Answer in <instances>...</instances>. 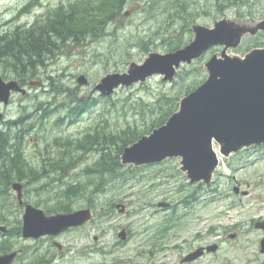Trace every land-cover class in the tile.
Returning <instances> with one entry per match:
<instances>
[{"label": "rangeland", "instance_id": "1", "mask_svg": "<svg viewBox=\"0 0 264 264\" xmlns=\"http://www.w3.org/2000/svg\"><path fill=\"white\" fill-rule=\"evenodd\" d=\"M69 1L73 0H37L36 4L33 0H0V34L44 23L46 17L42 16L47 11ZM170 17L178 20L170 24L169 32L178 30L188 44L193 34L182 26L188 25L189 29L196 22L211 27L213 21L225 17L253 24L264 20V0L228 6L222 12L215 0H124L116 17H84L87 22L72 17L64 25L71 31L82 32L81 42H69L51 55L38 76L24 84L27 94L13 95L8 106H1L4 122L23 116L22 127L31 123L33 128L21 143L27 165L25 175L0 187V226L12 233L10 236L0 232V248L4 244L5 249L22 250L15 264H147L151 249L147 242L160 244L158 248L167 245V251L157 254L156 264H174L176 251L213 243L224 230L236 231L239 240L227 241L217 254L197 264H264L258 251L264 235L253 227L254 222L264 220V147L222 159L209 188L189 185L179 171L178 159L145 168L116 166L120 144L110 145L105 150L110 155L106 162L115 170L99 174L95 171L99 169L96 165L101 160L100 150L83 152L57 145V140L77 141L87 134L110 136L123 132L124 136L129 128L140 130L143 125L134 115L135 110L149 111L165 104L176 110L179 100L207 78L204 64L221 51L220 47L210 49L192 65L182 66L172 84L165 85L160 77H154L144 84L118 89L109 99H87L90 87L78 85L77 78L81 75L92 87L106 74L124 72L130 62H142L147 52L162 53L172 42L179 43V35L171 37L165 26ZM100 21L105 23L93 36L92 31ZM257 47H264V33L245 38L237 52L242 54ZM0 76L16 80L4 63H0ZM29 81L42 85L29 87ZM83 101L91 102L90 107L73 115L71 111ZM0 131L8 133V128L0 123ZM9 132L12 140L18 136L14 127ZM52 161L58 166L50 176L36 181L26 176L29 168L40 172L43 167L49 169ZM87 169L92 171L86 173ZM11 183L22 184L24 202L45 212L58 213L60 204L74 211L92 209L93 220L86 227L62 237L67 251L65 258L50 259L44 256L48 244L16 235V227L21 228L23 209ZM75 183L83 189L68 201L65 191ZM236 186L245 196L233 193ZM159 202L174 208L157 211ZM117 204L125 207L124 214L115 208ZM122 229L127 236L124 242L118 239ZM95 236L97 241H93ZM163 254H168L167 258Z\"/></svg>", "mask_w": 264, "mask_h": 264}, {"label": "water", "instance_id": "2", "mask_svg": "<svg viewBox=\"0 0 264 264\" xmlns=\"http://www.w3.org/2000/svg\"><path fill=\"white\" fill-rule=\"evenodd\" d=\"M191 31L194 39L184 48L165 54L151 52L140 64L131 62L123 73L106 74L92 93L109 97L118 88L144 83L155 75L161 76L163 83L172 82L181 65H190L209 49L222 47L204 65L208 73L206 81L180 100L177 111L164 125L126 147L120 156L122 166L134 167L179 158V169L189 184L210 185L219 166L218 156L227 159L242 149L264 144V48L252 49L244 55L236 53L245 37L264 32V20L251 24L223 18L215 20L212 27L193 24ZM77 83L84 86L87 80L80 76ZM12 94L25 95L26 90L17 81H5L0 76V105H8ZM13 189L21 204L22 186L14 184ZM234 192L237 194L238 189ZM158 207L167 208L169 204L159 203ZM91 218L89 209L46 216L42 210L27 205L22 216V237L57 236L83 226ZM256 228L264 232V222L257 223ZM0 230L4 232L5 228ZM120 237L124 238V232ZM216 249L213 245L206 251ZM203 253L204 249H198L186 261ZM260 253L264 255V238ZM16 256V252L0 254V264H14Z\"/></svg>", "mask_w": 264, "mask_h": 264}, {"label": "trees", "instance_id": "3", "mask_svg": "<svg viewBox=\"0 0 264 264\" xmlns=\"http://www.w3.org/2000/svg\"><path fill=\"white\" fill-rule=\"evenodd\" d=\"M37 0H33V4H36ZM217 2L218 9L222 12L228 6L241 5L246 1L250 0H215ZM257 1V0H254ZM124 4V0H73L69 1L67 4H62L55 10L47 11L42 17H46L45 22H36L33 26L27 29H21L16 27L13 31L5 34H0V63H4L6 67L10 68L12 73L15 75V79L21 84H25L27 80L33 79L38 76L40 68L46 66L47 61L50 56L55 52L60 51L63 46L72 42L74 44L80 43L82 40V32L71 31L65 27L64 24L71 22L72 17H80L81 20L87 22L84 17H116L121 11ZM50 17H52L50 19ZM53 17H61L55 20ZM178 20L177 17H170L166 23L168 28V33L171 37H176L179 35V43H171L168 46L167 51H175L186 45L183 42V34H179L178 30L170 31L171 25L175 24ZM107 21V20H105ZM105 21H100L93 29L92 35L96 36L97 31L101 28ZM103 22V23H102ZM43 23V24H42ZM171 24V25H170ZM98 26V27H97ZM184 31H189L187 27H183ZM4 78V76H2ZM178 77V76H177ZM177 79V78H176ZM191 91V90H189ZM166 96V102L168 100ZM87 102L83 101L80 106L74 109L77 113L86 107ZM84 106V107H83ZM83 107V108H82ZM168 104L159 105L157 109H152L146 111L141 109L136 111L134 115L141 119L143 128L142 129H127L128 132L123 136V132L120 134L111 133L110 136L102 134H87L80 142L74 146V149L80 148L83 152L87 150H100V158L97 162L99 169L95 173L103 172H113L111 170V163L106 162L107 155L105 150L108 149L110 145H118V159L119 154L122 150L137 141L142 135L149 133L153 128L163 124L167 118L174 112L175 109H168ZM176 107V104L174 105ZM125 115V112L123 113ZM158 116V117H157ZM155 117V119H154ZM23 116H19L16 120H9L6 122H1L2 126L8 128V133L5 131H0V187L3 185L6 187L7 181L13 179L14 172H17L18 179H22L23 175L26 173L27 165L22 157L21 143L23 144L24 136L28 134L32 125H28L29 128H22ZM18 128V147L12 145L11 138L9 136V130L12 128ZM57 145L61 146L64 142L56 141ZM20 144V147H19ZM67 146L70 142H66ZM99 147V148H98ZM116 166H119V162H115ZM49 169L44 167L40 172L33 169H28L26 174L31 180H38L44 176H50L52 169L56 168L58 164L52 161L49 165ZM51 169V170H50ZM92 169H87L86 173L91 172ZM33 175V176H32ZM83 186L81 184L75 183L68 186L65 191V198L69 201L72 197H77L80 194ZM70 208L68 205L60 204L58 211L67 212ZM20 229L18 230V232ZM4 251V247L0 248V252Z\"/></svg>", "mask_w": 264, "mask_h": 264}, {"label": "flooded vegetation", "instance_id": "4", "mask_svg": "<svg viewBox=\"0 0 264 264\" xmlns=\"http://www.w3.org/2000/svg\"><path fill=\"white\" fill-rule=\"evenodd\" d=\"M15 140V144L17 146V136L16 138L14 139ZM261 147H264V145L262 146H259V147H254V148H251V149H259ZM245 150H242L241 152H239L237 155H239L240 153L244 152ZM197 186H203L202 184H197ZM205 187V186H204ZM210 188V187H209ZM241 191H238V195ZM116 206V205H115ZM174 206L173 205H170V207H167V208H158L157 211H162L160 209H164L163 211H169V210H173ZM74 211V210H71V212ZM92 211V209H91ZM125 213V210H123V214ZM47 214V213H46ZM52 214H56V213H50V214H47V215H52ZM92 214H93V211H92ZM94 216V215H93ZM93 220V219H92ZM91 220V221H92ZM172 220L174 221V219L172 218ZM90 221V222H91ZM256 222H264V220H258ZM256 222H254L253 224V227L255 229V224ZM89 223V222H88ZM88 223H86L85 225H83L82 227L80 228H75V229H70L69 231L63 233V234H59L57 236H49V235H46V236H43L37 240H34V241H37V242H45L46 244H48V248L44 250L45 252V255L44 256H47L48 258L50 259H55V258H62V257H66L67 255V251L66 249L64 248V245L62 244V237L65 236L66 234H69L71 233L72 231H76V230H79V229H82L84 227H86L88 225ZM5 227V226H4ZM167 227H163V229H166ZM18 230H19V226L16 227L15 231H16V235H19L18 234ZM237 230L239 231V228H237ZM122 232H124V238L122 239L120 237V234L121 233H118V239L120 241H125L127 239V236H126V231L124 229L121 230ZM4 233H6L7 235H10L12 236V233H10V229H8L7 227H5V231ZM3 234V233H2ZM161 237H164L163 235H160ZM98 238L95 236L93 238V241H97ZM239 240V234L236 232V231H232L231 233H228L227 231H221L219 232V234L215 237V241L212 243H209V244H202V245H198L197 247H194V248H188L186 250H181V251H176L175 252V255H176V258H175V261H174V264H197L199 261L203 260L204 258L208 257V256H211V255H215L217 254L222 246L227 242V241H231V242H236ZM160 241V240H159ZM260 241V240H259ZM148 243V246L151 247V249H149V252H148V255H147V259L149 261H147V264H156L155 261L156 260H159L158 257H157V254L158 253H161V252H164V251H167L168 248H167V245H163L161 246V248H158L157 245H160L158 243H152V242H147ZM4 245V244H3ZM2 245V247H3ZM212 245H215L217 247L216 251L214 253H205L203 254L200 258H198L197 260H193V261H186V258L193 252H195L197 249H204L206 250V248L212 246ZM259 245V243H258ZM155 247V248H154ZM6 247H4V251L8 250V249H5ZM259 250V249H258ZM19 252H22V250H19ZM21 255V253L19 254V256ZM167 255L168 254H163V258H167ZM18 256V257H19ZM263 259H264V256H262ZM18 259V258H17ZM162 264V263H161ZM163 264H166V263H163Z\"/></svg>", "mask_w": 264, "mask_h": 264}]
</instances>
